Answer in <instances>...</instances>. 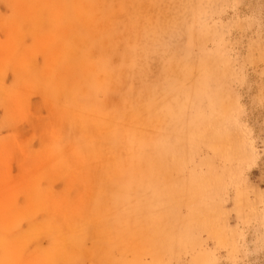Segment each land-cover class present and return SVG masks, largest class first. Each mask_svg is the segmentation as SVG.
I'll list each match as a JSON object with an SVG mask.
<instances>
[{
  "label": "rangeland",
  "instance_id": "1",
  "mask_svg": "<svg viewBox=\"0 0 264 264\" xmlns=\"http://www.w3.org/2000/svg\"><path fill=\"white\" fill-rule=\"evenodd\" d=\"M135 254L264 264V0H0V264Z\"/></svg>",
  "mask_w": 264,
  "mask_h": 264
},
{
  "label": "bare ground",
  "instance_id": "2",
  "mask_svg": "<svg viewBox=\"0 0 264 264\" xmlns=\"http://www.w3.org/2000/svg\"><path fill=\"white\" fill-rule=\"evenodd\" d=\"M192 71V70H191ZM192 77V76H191ZM221 141H224V139H221ZM139 177L137 178V179H135L133 182H132V184L135 186V187H137L138 186V182L140 181V175H143L142 173H140L139 172ZM143 178V177H142ZM193 181H195V178L193 179V180H191V182H193ZM190 182V183H191ZM126 186H127V184H125V185H121L120 184V186H119V190H120V192H119V194L118 195H116V199L118 198L119 199V201H121L122 200V198H123V191H124V189L126 188ZM188 186H190V184L188 185ZM151 188L152 189H154V191L156 192V189H155V187L154 186H151ZM185 188H186V186H185ZM188 189H190V187L188 188ZM131 212H126V213H124L123 215H122V212L120 213V215H119V218H120V220H119V231H117V240L120 242L121 240H123V238H124V241L126 240V238H128L129 236H131V235H134V236H137L138 234H141V232L140 233H138L139 232V228H137L136 229V227H133L132 229H129L128 228V225H124V220H123V218L124 219H126V220H128L127 218H129L130 217V214ZM135 225H137V224H135ZM136 229V230H135ZM130 230H132V231H130ZM135 230V231H134ZM133 232H134V234H133ZM150 236H151V238H148L147 239V241H146V245H144L145 246V248H143L142 249V252L143 253H151V255H153L154 254V250H157V249H162L163 248V245H161V244H159L158 243V241H157V239H155V237L153 236V232H151V234H150ZM163 244V243H162ZM138 254H135V255H133L131 258H127V257H122L121 259H120V264H134V261H136L137 260V258H138Z\"/></svg>",
  "mask_w": 264,
  "mask_h": 264
}]
</instances>
